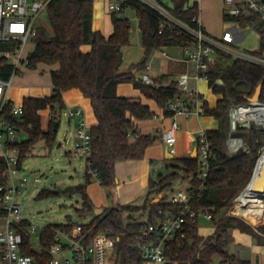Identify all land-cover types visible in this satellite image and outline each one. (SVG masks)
Here are the masks:
<instances>
[{"label":"trees","instance_id":"16d2710c","mask_svg":"<svg viewBox=\"0 0 264 264\" xmlns=\"http://www.w3.org/2000/svg\"><path fill=\"white\" fill-rule=\"evenodd\" d=\"M181 21L198 27L194 21L201 8L198 0H159ZM129 7L135 9L139 18V28L144 46L143 58L132 64L128 70L122 71L123 47L130 44L131 21L123 13H111L113 33L106 36L102 31L93 29L94 0H51L47 9L51 31L44 27L38 28L35 38V48L28 55L26 66L36 70L39 65L52 67V93L44 97L25 96L22 100L23 114H10L13 101H9L6 109L7 119L25 138L17 145L21 148L19 164L23 161L40 141L45 140L49 149L54 146L60 121L51 116L46 125L43 124L41 111L49 106L55 110L66 107L63 94L71 89H78L82 95L90 100L96 124L91 127L92 154L86 164L84 182L76 187L82 193V212H94L96 205L87 192L94 171L101 185L113 188L117 185L115 165L118 161L143 159L146 149L153 145L157 137L151 134L139 133L136 122L148 120L156 113L149 104L143 103L139 97L122 96L118 93V86L131 83L139 89L142 95L153 100L157 107L167 111V102L181 95L177 87V80L169 84L162 83L159 78L156 85L146 84L142 78H137L133 72L147 69L151 56L156 50L166 47L179 46L185 48L194 42L192 35L178 27L167 28L159 32L161 19L152 8L137 0H129ZM229 19L225 18L227 22ZM242 24H246L243 21ZM264 48V40L261 41ZM83 45H90V51H83ZM222 58H233L232 55L220 52ZM225 64L213 67L209 71L208 84L213 92L221 97L216 106L211 107L205 101L204 115L212 116L219 122V128L207 130L214 158L211 160L208 176L204 180L193 179L191 204L196 210L212 215L211 221L215 229L209 235H201L199 222L185 228V236L169 243L171 261L166 264H251L250 261L239 259L229 251L230 230L252 236L256 245L264 246V224L252 225L238 217L226 215L233 201L248 185L257 160L264 146V127L254 123L249 128L237 126L236 135L245 139L249 144L248 150H242L229 155L226 141L230 128L229 109L234 104H249L259 85L262 86L260 100L264 101V66L240 58H233L228 69ZM14 72V66L6 59L0 60V77L9 80ZM20 70L16 74H20ZM221 81V83L218 82ZM181 163L174 164L175 172L160 175L157 181L150 179L149 196L164 193L173 187L179 177V169L185 173L199 171L197 158L189 156L179 159ZM4 160L0 157V185L6 184L7 179L2 175ZM43 190L40 195L45 194ZM243 193L235 200L236 210H242L241 199ZM147 197L142 207L116 205L105 208L88 224H82L84 231H91L93 235L106 232L110 237H120L118 247L119 264H144L140 254L134 250L133 244L147 221H154L162 208L163 213L176 211L177 206L155 198ZM140 209H149L148 220H130L131 213ZM125 213H129L126 217ZM246 219L257 222L256 215H246ZM73 223L47 225L41 234L44 248L51 245L53 235L58 228L71 229ZM25 253L33 256L35 264H50V256L43 250L36 251L28 236L24 238ZM221 260L215 263L214 257Z\"/></svg>","mask_w":264,"mask_h":264},{"label":"built area","instance_id":"2783aa9c","mask_svg":"<svg viewBox=\"0 0 264 264\" xmlns=\"http://www.w3.org/2000/svg\"><path fill=\"white\" fill-rule=\"evenodd\" d=\"M143 5L154 9L160 16L161 23L159 32L167 28L178 27L183 32L194 38L191 46L182 48L185 59L194 63L195 74L182 73L177 78V87L181 95L167 102V111L171 118L168 129L163 133V143L172 155H176V143L180 129L178 117L185 119L204 115V99L198 87L193 81L206 78L219 52H225L235 58H240L255 64L264 66V48L262 44L259 50L240 51L236 48L238 43L244 41L245 35L241 28L255 30L260 40H264V0H223L225 5L224 15L229 27L219 37L206 32L200 21V15L194 18L198 27L178 19L171 10L159 0H137ZM51 0H0V60L6 59L14 66V72L9 80L0 77V157L4 160L2 175L7 183L0 185V264H35L33 256L25 253L24 238L28 236L32 247L36 251L45 250L50 256V264H105L106 255L108 262L119 264L117 240L106 232L93 235L91 231H84L82 224H73L72 228L61 227L56 229L50 246L44 248L41 242V234L47 225L41 226L38 231L37 225L23 216L24 206L18 200L20 188L28 179L22 176V166L19 164L21 148L18 142L25 138L16 127L7 119L6 109L9 101V92L12 80L16 72L21 70L28 62L25 49L29 43L34 42L38 34V18L47 11ZM108 9L111 13H124L129 7V0H107ZM199 2V1H198ZM200 5V3H199ZM201 8V7H200ZM246 21V24H242ZM260 41V43H261ZM166 55L165 52H163ZM142 81L146 84L156 85V80L149 73L142 74ZM14 102V101H13ZM264 105V101H257L248 105L234 104L230 107L231 133L226 145L232 153L239 152L245 145L239 137H233L232 133L238 125L248 121L249 127L254 124L262 125L255 119L238 120L232 118L231 112L241 107L255 108ZM55 110L50 106L49 118L55 116L60 120V114L65 109L66 115L76 119V132L74 154L83 158L86 164L92 154L91 127L87 123L85 111L81 107H65L59 110V104L54 103ZM22 103H13L10 114L20 116L23 114ZM235 122V126L232 123ZM264 126V125H263ZM248 127V128H249ZM197 161L199 171L196 178L204 180L208 176L211 160L214 153L205 130H201L196 138ZM96 178L94 171H89ZM16 177L19 180L16 181ZM195 177L193 176V179ZM40 182L39 178L34 180ZM192 183L186 188L178 190L170 196L169 202L177 206L176 211L163 213L162 208L157 209V218L147 221L133 244L144 264H166L171 261L169 255V243L185 236V228L199 222L200 217L211 220L212 215L196 210L191 204ZM236 200V199H235ZM148 220V219H146ZM36 243L39 248L36 247Z\"/></svg>","mask_w":264,"mask_h":264},{"label":"rangeland","instance_id":"374dc122","mask_svg":"<svg viewBox=\"0 0 264 264\" xmlns=\"http://www.w3.org/2000/svg\"><path fill=\"white\" fill-rule=\"evenodd\" d=\"M198 1L201 7L199 18L202 25L206 26L208 31L210 30L212 32L210 33L211 35L219 37L222 32L229 27V24L225 21V5L223 0ZM94 14L95 26L102 27V31H105L107 28L111 29V26L108 24V17L111 12L108 9L107 0H94ZM123 15L131 21L132 26L130 33V44L123 47L124 57L121 69L122 71H126L132 64H137L143 58L144 46L141 41L139 18L136 14L135 9L132 7H128ZM38 25L40 27H44L49 32L51 31V25L49 22L47 11L43 12L39 16ZM240 30L244 32L245 39L244 41H241V43H238L236 45V48L240 51L259 50L261 45L259 34L255 30L251 29H244L240 27ZM88 46L89 45H83L82 49L85 51H89L88 48L90 47ZM34 48L35 43H29L25 49L26 55L31 53ZM160 51H162V49H160ZM163 51H165L167 54L175 56V54H180V52L182 53L183 49L179 46H175L163 48ZM157 53L158 52L155 51V53H153V55L151 56V59L155 57V59L159 60L160 58L158 57L160 55L157 56ZM219 53H217L211 69L213 67H218V65L220 64H225L224 69H228L232 63L233 58L235 57L222 58ZM163 59L165 58L163 57ZM51 69L52 67L39 65L36 70H31L24 64L22 69L20 70V74H16L12 80L9 98L14 101L15 104L20 105L25 96L44 97L46 95H50L53 90L50 73ZM146 71H149V69L139 70L138 68H135L133 70L137 78H141L142 74ZM170 77L172 80H177L178 78L176 74H172ZM195 81L196 83L199 81L198 85H193L195 87H198L200 94L204 99V105L205 101H208L209 105L213 106L216 103L218 96L219 98L221 96L215 94L209 87L208 76L206 78ZM218 82L221 83L220 80H218ZM124 85H128L126 86V88L128 87L129 89H134L133 86H130L128 83H124ZM258 101L261 100L259 99ZM250 103L251 102H249V104ZM86 107L92 111L90 104L86 105ZM48 110L49 109L46 108L41 111L44 125H46L49 120ZM66 112L67 110L64 109L60 114V128L58 131L56 142L52 149L48 148L45 140H40L32 148V150L29 152L22 163V176L27 177L28 181L23 187L20 188L18 200L25 208L23 216L27 217L29 221L36 224L38 231L41 229V226L51 224H66L69 222L73 224H88L96 216V209L102 208V206L96 205V209L94 210V212H82L80 210L83 208V197L82 193L76 190V187L84 182L86 162L83 158H78L74 154L76 119L67 116ZM200 117L205 121L206 124L212 123L213 125L216 122L214 118H206L205 115H201ZM93 120L95 121V118H93ZM87 123L89 125V120H87ZM260 126H263V124ZM231 129L232 127L230 123L229 134L231 133ZM236 132L237 128L235 131H233L232 136L239 137L241 141L245 143L244 147L240 151L248 150L249 144L245 141L244 138L237 136ZM226 148L229 155L236 154L229 151L227 145ZM196 155L197 151L195 152L194 156L196 157ZM178 160L179 159L176 156L175 160H168L166 158H163L162 167L157 172L156 178L159 179V174L167 175L169 173L177 171L178 169L174 168L173 163L179 164ZM193 176L196 179L195 173L190 172L189 174H186L184 168H180L179 177L174 181L173 187L165 191L164 193L156 195V197L155 195H153V197H155L153 199L154 203H158L160 199L169 202L172 193L176 192L178 188H186L190 183L194 181ZM36 178H39L40 182H35L34 180ZM18 180L19 177H16V181ZM93 185H97L99 189H103V192L91 191V187ZM88 186L90 188L89 194L93 202L95 200L101 202L103 199H106L107 201L108 199L113 198V188L101 186V184H99L98 182V179L95 177L91 179V183ZM68 187H73L75 188V190L68 191L66 190ZM43 190H46L45 194L40 195ZM247 191L249 190L246 189V192ZM255 196L264 198V194L262 192L256 193ZM249 197V195L243 193V198L241 199L242 210L248 213L237 211L234 200L232 207L228 209L226 215L238 217L252 225L264 224V209L251 206L246 201V199ZM126 214L128 213H125V215ZM138 215L140 214L134 213L133 217H139ZM246 215H256L257 222L255 223L246 219ZM135 220L141 221L142 219ZM214 229L215 226L211 220H208L205 217L199 218V232L201 235H209L213 233ZM235 230L237 231V233L234 232ZM235 230H230L229 239L230 241L233 240L230 242L231 245H229L230 251L233 253L238 252L240 255L236 254V256L239 259H255V261L247 260L250 261L251 264H264V246L261 248H256V243L252 236L240 233V231L237 229ZM112 238L115 239V237ZM251 238L253 239V241ZM119 241L117 240V251L119 247ZM36 247L39 248V245L37 243ZM104 259L105 264H112L111 262H108L109 256L106 255ZM214 260L215 263H218L220 261L218 256H216Z\"/></svg>","mask_w":264,"mask_h":264},{"label":"crops","instance_id":"0c3cea01","mask_svg":"<svg viewBox=\"0 0 264 264\" xmlns=\"http://www.w3.org/2000/svg\"><path fill=\"white\" fill-rule=\"evenodd\" d=\"M94 18L95 17H93V29L95 30L101 29L100 31H102V27L95 26ZM108 18H109L108 24L111 26V29L107 28L105 31H102L106 36H110L114 30L113 24L111 22V14H109ZM203 27L205 28L206 32H208L209 34L212 33L210 30L208 31L206 26H203ZM141 41H142V35H141ZM88 47H90L88 48V50L90 51L91 46L89 45ZM166 48H169V47H166ZM156 51L158 52L157 56L160 55L158 57L160 59L157 60L155 59V57L152 58L148 63L147 69H149V71H146L149 74L150 72H152L154 74V77H153L154 79L159 78V80L162 83L164 82L165 84H169V82L172 81L170 77L172 74H176L177 77L180 73H183V72H188L192 75L195 74L194 63L185 59L183 51L182 53L180 52V54H175V56L167 54L165 51H163V49L162 51L160 50H156ZM163 52H165L166 55H164ZM163 57L165 59H163ZM159 73L161 76L159 75ZM198 83L199 81L197 83L196 81H193L194 85H198ZM128 84L130 86H133V84L131 83H128ZM126 86L128 85H124V83L118 86L119 95L129 96V97H139L143 103L149 104L156 113V115L151 119L138 120L136 122L137 127L139 129V133L155 135L157 139L153 143V145L149 146L146 149L143 159L118 161L116 163L115 172L117 176V185L113 187V193H112L113 198L108 199L107 201L106 199H103L101 202H98L96 200L94 201L95 205H100L102 206L103 209L116 206V205L142 207L145 204L147 197L153 198L154 194H151L150 196L148 195L149 194V181L150 179L154 181L158 180L156 178V175L159 169L162 167L163 158H166L168 160H175V156L178 159L186 158L189 156L193 157L195 155V152L197 151L196 138L198 136V133L201 130L207 131V130H213V129L219 128V122L212 116H206V118H214L216 122L213 125L212 123L206 124L205 121L201 119V117H192L190 119H185L184 117L179 116L178 121H179L180 129L178 132V140L176 143V150H177L176 155H173V158H167L166 157L167 147L163 143L162 135L170 126L171 118L169 114L165 113L163 109L157 107L156 103L153 100H149V99L147 100V98L145 99V97L142 95L139 89L134 88V86H133L134 89H131V88L129 89L128 87L126 88ZM63 98L66 104V107H81L84 109L86 119L89 120L90 127L96 124V118H95L90 100L85 98L78 89L74 88V89L66 91L63 94ZM218 99H219V96L216 100V103ZM216 103L211 107L216 106ZM88 104H90L92 111L86 107V105ZM93 118H95V121L93 120ZM180 164L181 163L179 162L178 165ZM160 175H163V174H159L158 178L160 177ZM98 182L99 184H101L100 181ZM89 191H90V188L88 186L87 187L88 194H89ZM91 191L103 192V189H99L97 185H93L91 187ZM134 213H139L140 214L138 215L139 217L137 216L133 217ZM126 215L128 217L129 213ZM149 215H150L149 209H146V210L140 209L137 211H133L131 213L130 220H133V219L134 220L135 219L146 220L149 217ZM234 232L237 233L236 230ZM230 242H229V245H231ZM261 247L263 246L256 245V248H261ZM228 248L230 247L228 246ZM231 253L235 255L236 254L240 255L238 252L236 253L231 252ZM219 260H221L220 257H219ZM245 260H251V259L245 258ZM251 261H255V259H252Z\"/></svg>","mask_w":264,"mask_h":264},{"label":"bare ground","instance_id":"6f19581e","mask_svg":"<svg viewBox=\"0 0 264 264\" xmlns=\"http://www.w3.org/2000/svg\"><path fill=\"white\" fill-rule=\"evenodd\" d=\"M235 116V118L238 120L255 119L264 125V105L256 106L255 108L241 107L237 109ZM246 189L249 191L246 192ZM246 189L244 190V194L250 196L246 199V201L251 206L264 209V198L255 196L256 193L259 192L264 194V147L262 148L256 168Z\"/></svg>","mask_w":264,"mask_h":264},{"label":"water","instance_id":"95a60500","mask_svg":"<svg viewBox=\"0 0 264 264\" xmlns=\"http://www.w3.org/2000/svg\"><path fill=\"white\" fill-rule=\"evenodd\" d=\"M150 75L154 77V74H153L152 72H150ZM261 91H262V86L259 85V86L257 87L256 92H255V94L253 95V97L250 98V102H251V103H253V102H257V101L259 100V98H260V94H261ZM235 113H236L235 110H233V111L231 112V116H232V118L235 117ZM232 125L235 126V122H233ZM241 126L244 127V128H248V127H249V122H248V121L243 122V123L241 124ZM263 147H264V146H263ZM263 147H262V148H263ZM166 157H167V158H173V155L169 153L168 149H167V151H166ZM193 157H195V156H193ZM259 157H260V156H259ZM258 159H259V158H258ZM257 161H258V160H257ZM256 165H257V163H256ZM255 168H256V166H255ZM255 168H254V170H255ZM253 172H254V171H253ZM249 182H250V181H249ZM248 184H249V183H248ZM247 186H248V185H247ZM247 186H246V187H247ZM245 189H246V188H245ZM245 189H244V190H245ZM66 190H68V191H73V190H75V188H73V187H68ZM244 190H243V191H244ZM242 193H243V192H242ZM103 211H104L103 208H98V209H96V216L100 215Z\"/></svg>","mask_w":264,"mask_h":264}]
</instances>
